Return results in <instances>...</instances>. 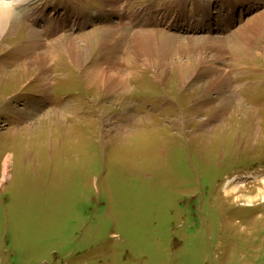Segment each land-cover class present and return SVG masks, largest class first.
I'll use <instances>...</instances> for the list:
<instances>
[{
  "label": "rangeland",
  "instance_id": "374dc122",
  "mask_svg": "<svg viewBox=\"0 0 264 264\" xmlns=\"http://www.w3.org/2000/svg\"><path fill=\"white\" fill-rule=\"evenodd\" d=\"M113 1L0 0V264H264V0Z\"/></svg>",
  "mask_w": 264,
  "mask_h": 264
},
{
  "label": "bare ground",
  "instance_id": "6f19581e",
  "mask_svg": "<svg viewBox=\"0 0 264 264\" xmlns=\"http://www.w3.org/2000/svg\"><path fill=\"white\" fill-rule=\"evenodd\" d=\"M19 1V0H18ZM6 3H8V2H5V3H0V22H1V25H2V23L3 22H6V20L9 18V17H11V14H12V10H13V8L11 7L12 5V3L10 4L11 6H9L8 4H6ZM23 3H25V1H22V2H20L19 4H23ZM24 5V4H23ZM27 6V5H26ZM18 8H19V6H18ZM9 11H11V14L9 13ZM15 11V10H14ZM25 11V10H24ZM29 11V10H28ZM16 14V13H15ZM13 16V15H12ZM18 17V16H17ZM15 23V22H14ZM112 22L111 21H108V31L109 30H111V27H112ZM202 24H207V25H209V26H212L213 24H217V23H215V22H213V21H211V20H206V21H202ZM0 25V26H1ZM4 26V25H3ZM3 31H4V28H3ZM8 31V30H7ZM243 31V30H242ZM114 31L112 30V31H110V32H108V34H107V36L108 35H112V38L114 39V37H113V33ZM109 37V36H108ZM135 39H136V37H135ZM178 40V39H177ZM114 42V41H113ZM214 44V43H213ZM215 48H217L218 50H219V52H220V55H224V46H223V43H217V44H214L213 45ZM180 47V46H179ZM193 49L194 50H199V51H203V50H212L211 48H210V46H208L207 44H202V45H197V46H193ZM85 50V49H84ZM217 54V53H216ZM42 62L40 61V60H38V64L36 63V61L35 62H33V63H31V64H35V65H40ZM121 70V69H120ZM110 73V72H109ZM220 73H221V81L224 83V84H226L227 86H229V89H222V91H221V94H225V93H230L231 94V96H232V94L234 93V91H232L231 89H234V86H233V84H232V81H231V76L227 73V71L226 70H223V71H220ZM111 74H114V73H111ZM121 74H123L122 72H121ZM211 74H212V72H211ZM211 78V77H210ZM214 83H216V77L215 76H212V78H211V84H214ZM120 88V87H119ZM233 97V96H232ZM237 99V98H236ZM225 101H229V98L227 97L226 99H225ZM249 112H252L251 110H249ZM208 129H213V127L212 126H209V125H207L206 126ZM257 128V127H256ZM10 164H11V158L8 156L7 157V159L5 160V162H4V169H3V172H4V179H6L7 178V176H8V174H9V169H10ZM235 180V179H234ZM234 180H232V181H234ZM230 182V181H229Z\"/></svg>",
  "mask_w": 264,
  "mask_h": 264
},
{
  "label": "crops",
  "instance_id": "0c3cea01",
  "mask_svg": "<svg viewBox=\"0 0 264 264\" xmlns=\"http://www.w3.org/2000/svg\"><path fill=\"white\" fill-rule=\"evenodd\" d=\"M232 91H234L233 89H231ZM233 98H236V94L235 92L232 94ZM223 115V113L221 112V116Z\"/></svg>",
  "mask_w": 264,
  "mask_h": 264
}]
</instances>
